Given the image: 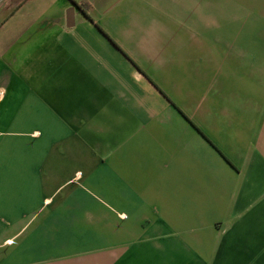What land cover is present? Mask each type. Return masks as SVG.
I'll return each instance as SVG.
<instances>
[{
	"label": "crops",
	"instance_id": "obj_1",
	"mask_svg": "<svg viewBox=\"0 0 264 264\" xmlns=\"http://www.w3.org/2000/svg\"><path fill=\"white\" fill-rule=\"evenodd\" d=\"M0 264H264V0H0Z\"/></svg>",
	"mask_w": 264,
	"mask_h": 264
}]
</instances>
